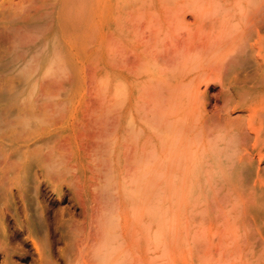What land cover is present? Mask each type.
I'll use <instances>...</instances> for the list:
<instances>
[{
  "label": "rangeland",
  "instance_id": "1",
  "mask_svg": "<svg viewBox=\"0 0 264 264\" xmlns=\"http://www.w3.org/2000/svg\"><path fill=\"white\" fill-rule=\"evenodd\" d=\"M0 264H264V0H0Z\"/></svg>",
  "mask_w": 264,
  "mask_h": 264
},
{
  "label": "bare ground",
  "instance_id": "2",
  "mask_svg": "<svg viewBox=\"0 0 264 264\" xmlns=\"http://www.w3.org/2000/svg\"><path fill=\"white\" fill-rule=\"evenodd\" d=\"M224 15H225V14H224ZM224 15H223V17H224ZM229 17H230V16H229ZM230 18H231V17H230ZM226 20L229 21L228 16L226 17ZM223 22H224V23H227V22L224 21V20H223ZM222 26H223V25H222ZM221 29H222V28H221ZM222 30H223L224 33L227 32V31H225L224 29H222ZM217 32H219V31H217ZM220 32H222V31L220 30ZM224 33H223V35L221 34V36H220L222 39L228 37V36H227V37H224V36H225ZM230 34H231V33H230ZM230 34L228 33V35H229L228 38H231V37H232V38H235V36L238 35V34H236V35L234 34V36H232V35H233V33H232V35H231V37H230ZM219 35H220V34H219ZM226 35H227V33H226ZM222 36H223V37H222ZM236 37H237V36H236ZM232 38H231V39H232ZM239 38H240V37H239V35H238V39H237V38H235V39L239 40ZM231 39H230V41H232L231 43H233V41H235V40H234V39L231 40ZM237 40H236V41H237ZM230 41L228 40V42H230ZM222 42H224V43H228V42L225 41L224 39L222 40ZM219 43L221 44V41H220ZM234 44H235V43H234ZM236 44H237V43H236ZM17 57H18V56H17ZM19 58H20V56H19ZM28 71H29V72H28ZM28 71H27L28 73H27L26 71H25V72H26L27 74H30V70H28ZM179 75H180V74H179ZM173 77H175L174 74H173ZM173 79H174V78H173ZM180 80H181V79H180ZM182 80H183V78H182ZM183 83H184V82H183ZM179 85H180V86H179ZM181 85H182V88H183V84H182V83H179V84H178V83L176 82V85H174L175 87L172 86L171 83H170V86H171L172 88L170 87L169 89L174 91L175 89L178 88L177 92H180L179 90H182ZM178 86H179V87H178ZM173 88H174V89H173ZM179 88H180V89H179ZM173 91H171V92H172V96H173V95L175 96V95H176V92H173ZM175 91H176V90H175ZM174 96H173V97H174ZM168 164H169V163H168ZM173 165L176 166L175 163H174ZM166 166H167L168 168L170 167L169 165H166ZM167 167H166L165 169L168 170ZM172 168H173V166H172ZM174 168H175V167H174ZM174 170H175V169H173V171H174Z\"/></svg>",
  "mask_w": 264,
  "mask_h": 264
}]
</instances>
